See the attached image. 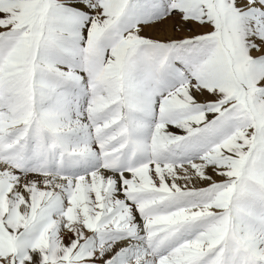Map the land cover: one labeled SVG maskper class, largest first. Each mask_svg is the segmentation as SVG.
<instances>
[{
	"label": "snow or ice",
	"instance_id": "1",
	"mask_svg": "<svg viewBox=\"0 0 264 264\" xmlns=\"http://www.w3.org/2000/svg\"><path fill=\"white\" fill-rule=\"evenodd\" d=\"M0 264H264V0H0Z\"/></svg>",
	"mask_w": 264,
	"mask_h": 264
}]
</instances>
